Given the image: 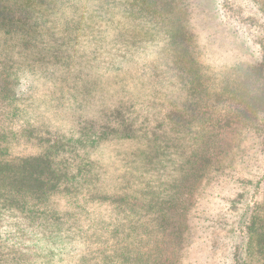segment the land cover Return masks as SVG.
<instances>
[{"label": "rangeland", "instance_id": "obj_1", "mask_svg": "<svg viewBox=\"0 0 264 264\" xmlns=\"http://www.w3.org/2000/svg\"><path fill=\"white\" fill-rule=\"evenodd\" d=\"M152 3L0 0V162L42 153L47 137L81 140L89 133L79 154L89 148L91 159L78 157L73 175L83 196L99 199L85 205L83 221L112 218L118 197L135 205L138 199L143 207L130 222L141 225L132 233L144 246L138 264L149 258L167 264L161 261L167 256L168 264H264V254H246L247 222L258 217L264 231V87L255 80L257 69L253 76L248 71L264 54V0ZM238 76L248 77L254 90L260 86L262 96L251 105L263 110L222 129L224 121L177 129L199 112L216 118L232 110L212 95ZM132 102L152 111L125 131L124 121L133 119L122 110ZM205 129L221 130V145L206 140ZM208 146L210 158L200 170ZM87 164L91 172L82 178ZM8 177L22 199L0 208V264H49L47 241L39 245L44 235L37 241L18 229L27 192L17 190V177L1 179ZM7 183L0 193L11 192ZM86 237L61 264H102V242Z\"/></svg>", "mask_w": 264, "mask_h": 264}, {"label": "trees", "instance_id": "obj_2", "mask_svg": "<svg viewBox=\"0 0 264 264\" xmlns=\"http://www.w3.org/2000/svg\"><path fill=\"white\" fill-rule=\"evenodd\" d=\"M157 1L158 0H153L152 4L155 5ZM262 5V13L264 15V3ZM262 24L264 25V19ZM263 42L264 37L260 42L261 49L264 51ZM256 69L258 73L255 74V76L257 75V79L255 80L259 85H263L261 87H264V54H262L260 62L250 66L248 70L251 73L250 75L253 76L251 71ZM240 78L241 76H238L235 81H229L224 86H221L220 90L228 93L227 97H225V92L221 93L220 91L219 93H215L213 92L214 90L212 91L214 93L212 99L215 104L220 100L229 101L228 107L232 110L228 111L223 117L216 118H213V116L205 117L199 112L200 116L196 119L192 118L189 121L182 120L180 123H177L180 126L177 129L181 132H188L190 127L197 124L202 128H208L210 126H220L221 121H224L223 125L220 127V129H222L226 126L234 125L233 122H245L247 117L263 110L264 108H260V104L256 106L251 105V102L252 104L258 102L259 96H262L260 86L256 84L257 88L254 90L251 86L255 84L251 82L248 77L242 76V78ZM239 103H241V106ZM212 105L213 103L208 102L206 107ZM125 111H127L133 119V124H127L124 121V130L126 131L127 129L131 130L138 127V115H142L145 111L151 112L152 110H147L143 104L132 102L123 107L122 112ZM262 113H264V111ZM225 118L227 119L226 121ZM144 120L147 122L146 118ZM213 120H215V122ZM94 126L93 124L92 127ZM105 127L106 126H103V129H105ZM118 131L124 132L123 128H120ZM219 131L215 132L213 130V132H211L205 129L204 136L210 143L213 141L214 146L217 140L219 141V145H221V130ZM145 133H148L147 128ZM152 133L154 134L155 130L151 131V136ZM198 134H200V130ZM73 136L75 135L72 134L67 136L61 134L60 136H54L52 139L47 137V148L42 153L33 156L29 155L20 159H7L5 162H0V187H3V185L7 183L6 181L9 180V177L4 180H2L1 177L4 178V176L7 177L8 175H12L19 179L17 186L18 191H20L22 187L26 188L27 193L23 194L20 191L23 194V198L26 197L27 200L25 202L22 201L20 204L21 213L24 212L22 214L24 222L19 223L18 229L28 232L31 234L30 236L35 237L37 241H42V239L39 240V238L40 235H44V239L42 242H39V245H43L47 241L43 249L44 255L51 258L49 264H61L70 259V257L73 259L78 245H80L81 242L86 244L82 238L91 236L92 234L99 238L97 241L102 242L99 253V257L102 258V264L140 263L138 257L141 254V250H144V246L140 242H137L138 239L135 241L132 233L140 229L141 225H130V222L134 223L132 216L134 214V216L138 215L136 213H139L143 207L142 204L137 203L138 199L133 201L136 203L135 205L131 204L125 197H118L115 199L116 204L112 210L114 214L112 218L109 217V220L102 218L103 220L100 221L98 219H93L92 223L89 224L83 221V214L87 207L85 205L87 204L91 207L97 204L96 201L99 198L91 194L87 198L82 195V190L79 189L80 182L75 175H73V170L79 166L77 165V161L78 157H82V154L84 156L87 154L86 157H88V160L91 159L89 148L86 149V147H84L85 152L79 153L82 149V139L88 140L93 135L85 132L81 140ZM217 148L215 147L216 151ZM209 149V146L207 149H202L204 153L200 156V170L204 169L203 165L208 161V155L211 151V149ZM187 161H189V159ZM194 165L195 164L192 163L190 168L193 169ZM87 172L88 174L91 172V168L88 164L81 172L82 178L86 177ZM200 175L201 174H195L197 178L201 177ZM7 184L11 187L10 191L13 190L12 185L10 183ZM14 193L15 191L0 193V208L11 209L15 207L17 203H20L19 201L22 199V196L18 193L14 195ZM259 220L258 217H252L251 221H248V225L246 226L247 232L250 234L247 239L248 249L246 254L251 258H253L252 256L255 254H264V231L259 229V224L256 225ZM152 222H149V224ZM146 225H148V223H146ZM130 226L131 228L129 229ZM114 229H119V231ZM8 236H10V234H8ZM110 238L116 239V242L109 244ZM67 242L72 244H67ZM150 250L153 251L154 248L151 247ZM155 253L157 254V252ZM161 257L163 258L164 255H161ZM79 259L77 258L78 261L75 260L71 262L76 263V261L85 260L86 257ZM154 261L158 262L160 260L157 258H149L146 264H152ZM161 261L168 264L170 262V257L167 256ZM31 263L32 262L29 264Z\"/></svg>", "mask_w": 264, "mask_h": 264}]
</instances>
